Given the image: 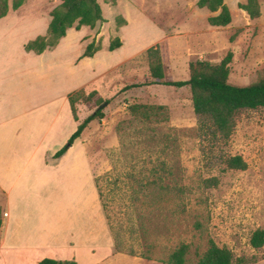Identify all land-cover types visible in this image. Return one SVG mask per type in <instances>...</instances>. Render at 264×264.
I'll return each instance as SVG.
<instances>
[{
	"label": "rangeland",
	"instance_id": "obj_1",
	"mask_svg": "<svg viewBox=\"0 0 264 264\" xmlns=\"http://www.w3.org/2000/svg\"><path fill=\"white\" fill-rule=\"evenodd\" d=\"M111 1L99 0L107 22L70 30L61 49L45 57L26 54L24 45L47 35L50 13L62 0H26L25 16L0 22V81H44L45 92L51 90L46 81H59L60 96L97 82L86 88L77 114L82 123L104 105V119L91 123L81 138L98 197L96 202L91 197L90 210L86 201L85 214L75 213L72 242L109 249L107 242L113 241L109 253L92 249L97 253L92 260L108 253L100 264H165L155 259L166 258L181 243L191 246L189 264H196L197 253H204L210 240L235 258L264 264V246L251 244L254 233L264 231V111L239 114L231 138L212 148L198 137L189 87L144 86L120 93L126 85L149 83L146 52L156 45L170 80H188L191 63L218 65L231 53L229 82H257L264 74V0H258L261 16L255 20L240 9L247 0H225L232 23L224 28L209 25L215 14L200 9L199 0H116L115 6ZM118 16L128 23L119 32ZM117 37L122 47L108 51ZM84 38L102 46L93 60H80L89 45ZM133 104L165 106L170 120L136 121L129 111ZM64 120L71 125L69 112L61 116ZM205 146L213 153L204 155ZM237 155L248 164L246 171L226 168L223 160ZM159 180L165 187L161 194L154 185ZM160 195L164 198L157 204Z\"/></svg>",
	"mask_w": 264,
	"mask_h": 264
},
{
	"label": "crops",
	"instance_id": "obj_2",
	"mask_svg": "<svg viewBox=\"0 0 264 264\" xmlns=\"http://www.w3.org/2000/svg\"><path fill=\"white\" fill-rule=\"evenodd\" d=\"M22 9H10L3 19L11 15L25 16ZM63 39L56 48L41 55L25 53L53 55L61 49ZM90 39L83 41L90 44ZM46 82L51 90L45 92L40 88L44 81H0V210L3 215L0 264H39L47 258L100 264L113 247V241L107 242L109 249L87 248L85 244L78 246L72 242L76 234L75 213L85 214L86 201L90 210L91 197L96 202L97 194L96 189L93 193L92 166L82 140L63 157L54 159L81 122L73 117L70 92L65 90L60 96L59 81ZM96 83L91 80L83 85L84 89ZM61 99L63 104L58 106ZM68 112L73 118L71 125L68 120L61 123V116ZM74 151L80 158L73 156ZM77 193L81 198L79 203ZM93 248L108 253L92 260L90 255L97 254L92 252Z\"/></svg>",
	"mask_w": 264,
	"mask_h": 264
},
{
	"label": "trees",
	"instance_id": "obj_3",
	"mask_svg": "<svg viewBox=\"0 0 264 264\" xmlns=\"http://www.w3.org/2000/svg\"><path fill=\"white\" fill-rule=\"evenodd\" d=\"M26 0H13L12 6L9 0H0V20L6 17L12 9L19 10ZM116 5V0L111 1ZM197 6L200 9H206L211 14L208 23L212 27L224 28L232 23V15L225 0H199ZM240 9L245 11L252 20L261 16V10L258 0H247L246 4H241ZM51 21L48 26L47 35L40 36L25 45L27 53L41 55L47 50H52L59 45L61 39L67 36L70 29L80 31L82 27L95 28L97 24H104L103 9L99 0H62V3L54 8L50 13ZM123 16L116 19L117 32L127 25ZM122 47L121 40L117 37L113 39L108 46V51L114 52ZM102 50L101 45L95 43L89 44L81 58H93L95 54ZM149 62L148 78L149 83L131 84L122 88L120 93H125L134 88L144 86H167L174 88L189 87L192 94V103L194 114L198 121V137L205 143L215 148L221 143H226L233 135L237 117L244 111H264V74L255 83L248 86H236L229 82L230 63L232 54L229 53L218 65L203 60H198L190 64V75L188 80L173 81L168 79V70L165 58L162 55L159 45L151 47L146 52ZM86 96V89H81L69 95V103L73 117L79 121L77 114V104ZM131 116L136 121L142 123H168L169 115L165 106L133 104L129 106ZM104 113L98 109L82 122L76 132L71 136L69 147H63L54 159L63 157L73 144L81 140L89 125L96 120H103ZM215 146V147H214ZM204 155L213 153L206 146L202 148ZM226 168L233 171H246L248 164L242 156H230L223 160ZM215 182V179L209 180ZM157 192L163 189V181L154 183ZM101 197V195H100ZM163 195L157 196L156 202L160 204L163 201ZM3 224V215L0 210V230ZM111 228V227H110ZM115 242V240H114ZM251 244L254 248L264 246V231L258 230L254 233ZM116 249L117 243H114ZM191 246L181 243L166 258H157L155 260L165 264H189ZM117 253H121L116 249ZM141 257L147 260H153L151 255L141 254ZM198 261L196 264H249L244 258H235L233 252L227 248L219 247L213 240H210L208 249L202 253H197ZM39 264H78L75 260H54L44 259Z\"/></svg>",
	"mask_w": 264,
	"mask_h": 264
},
{
	"label": "water",
	"instance_id": "obj_4",
	"mask_svg": "<svg viewBox=\"0 0 264 264\" xmlns=\"http://www.w3.org/2000/svg\"><path fill=\"white\" fill-rule=\"evenodd\" d=\"M104 105L100 107V109H103Z\"/></svg>",
	"mask_w": 264,
	"mask_h": 264
}]
</instances>
